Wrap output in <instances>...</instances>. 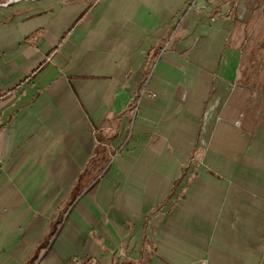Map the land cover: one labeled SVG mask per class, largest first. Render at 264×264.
Returning a JSON list of instances; mask_svg holds the SVG:
<instances>
[{"label":"crops","instance_id":"1","mask_svg":"<svg viewBox=\"0 0 264 264\" xmlns=\"http://www.w3.org/2000/svg\"><path fill=\"white\" fill-rule=\"evenodd\" d=\"M244 1L0 6V264H264Z\"/></svg>","mask_w":264,"mask_h":264},{"label":"rangeland","instance_id":"2","mask_svg":"<svg viewBox=\"0 0 264 264\" xmlns=\"http://www.w3.org/2000/svg\"><path fill=\"white\" fill-rule=\"evenodd\" d=\"M10 2L14 3L0 2V6ZM226 19L231 22L228 44L240 51V84L252 95L250 113L255 122L264 121V0H245L238 15L234 7ZM102 165L99 162L98 167Z\"/></svg>","mask_w":264,"mask_h":264},{"label":"built area","instance_id":"3","mask_svg":"<svg viewBox=\"0 0 264 264\" xmlns=\"http://www.w3.org/2000/svg\"><path fill=\"white\" fill-rule=\"evenodd\" d=\"M12 2H17V1H20V0H10ZM11 3V2H10ZM195 2L194 1H190L185 9H184V13L190 11L191 9L195 8ZM216 16H218L217 14H213L212 15V18L211 20H213L214 18H216ZM161 51V50H160ZM136 109V108H135ZM69 264H95L91 259L90 257H83V258H78V257H71L69 259ZM112 264V263H110Z\"/></svg>","mask_w":264,"mask_h":264},{"label":"trees","instance_id":"4","mask_svg":"<svg viewBox=\"0 0 264 264\" xmlns=\"http://www.w3.org/2000/svg\"><path fill=\"white\" fill-rule=\"evenodd\" d=\"M79 20V19H78ZM78 20L75 22V23H77L78 22ZM75 25V24H74ZM73 25V26H74ZM72 26V27H73ZM71 27V28H72ZM65 37V36H64ZM59 224V222L58 223H56L54 226H52V230H51V235H54V237L57 235V233H58V231H59V227L57 226ZM37 258V255L36 254H33V256H32V258H31V260L30 261H34L35 259Z\"/></svg>","mask_w":264,"mask_h":264}]
</instances>
